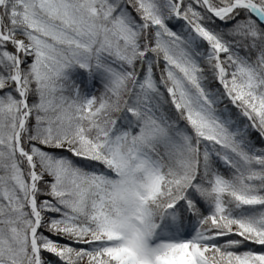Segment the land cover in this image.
I'll return each mask as SVG.
<instances>
[{
    "label": "snow or ice",
    "instance_id": "obj_1",
    "mask_svg": "<svg viewBox=\"0 0 264 264\" xmlns=\"http://www.w3.org/2000/svg\"><path fill=\"white\" fill-rule=\"evenodd\" d=\"M0 264H264V0H0Z\"/></svg>",
    "mask_w": 264,
    "mask_h": 264
}]
</instances>
